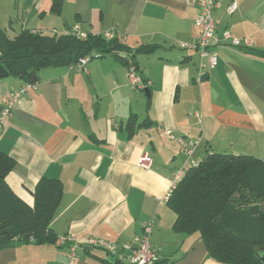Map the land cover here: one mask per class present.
Masks as SVG:
<instances>
[{"label":"crops","instance_id":"crops-1","mask_svg":"<svg viewBox=\"0 0 264 264\" xmlns=\"http://www.w3.org/2000/svg\"><path fill=\"white\" fill-rule=\"evenodd\" d=\"M54 1L0 0V30L13 39L21 30L59 36L78 26L115 39L131 52L117 54L123 59L156 46L135 54L134 72L149 86L131 87L129 67L108 55L81 69L40 70L0 129V152L15 161L6 184L31 207L37 180L61 183L50 221L58 238L133 245L148 224L163 264H221L206 256L198 234L173 232L165 197L184 160L177 138L199 143L196 162L227 154L264 163V0H213L216 38L228 32L241 46H213L210 71L199 70L196 51L178 47L198 40L199 0H60L59 14L51 13ZM25 85L2 79L0 105ZM144 154L148 169L136 164ZM103 257L86 246L71 256L59 244L0 250V264H102Z\"/></svg>","mask_w":264,"mask_h":264},{"label":"trees","instance_id":"trees-1","mask_svg":"<svg viewBox=\"0 0 264 264\" xmlns=\"http://www.w3.org/2000/svg\"><path fill=\"white\" fill-rule=\"evenodd\" d=\"M61 1L55 0L51 13L59 14ZM156 46L138 47L128 58L118 53L131 52L115 39L87 34L84 39L70 33L42 34L21 30L9 39L0 30V81L9 77L34 84L40 70L75 67L85 57L111 56L137 69L135 54H151ZM130 122V123H129ZM127 128L135 122L130 117ZM15 161L0 152V250L19 244H56L50 228L51 218L62 197L57 180L41 178L33 191L30 207L6 184ZM166 204L175 220L173 232L198 234L206 256L223 264H263L264 248V163L250 156L209 154L198 161L171 192ZM102 264H122L113 258Z\"/></svg>","mask_w":264,"mask_h":264},{"label":"built area","instance_id":"built-area-1","mask_svg":"<svg viewBox=\"0 0 264 264\" xmlns=\"http://www.w3.org/2000/svg\"><path fill=\"white\" fill-rule=\"evenodd\" d=\"M198 5L200 7V13L195 19V26L199 30L198 40L195 43H181L178 47L182 50L196 51L201 61L199 64V70L210 71L215 69L218 60V58H216L217 54L212 50L213 46H218L221 42H223L224 46L239 47L241 46V41L232 37L228 32L223 33L222 41H219V39L215 36V21L213 20V13L216 8V4L213 0H199ZM234 5L235 4L229 5L227 9L229 14L235 11L236 7ZM69 33L80 39H84L86 36L79 30L78 26H74ZM243 42V44L248 45L247 40H244ZM89 61L90 58L85 57L77 62L75 68L81 69ZM127 75L132 85L131 87H134V89L144 90L148 88L147 86H149V83L144 82L138 74H135L134 71H130ZM34 85L35 84H27L20 91L13 92L10 97L0 105V129L6 118L11 116L14 104L19 101L20 97L26 90L33 88ZM176 141L181 147L180 149L182 150L184 160L182 161V166L175 170L172 174L173 180L170 191L165 197L166 201L170 197L174 187L185 177V174L191 168H195L198 165V162L194 161L193 155L196 150L195 148L198 147L199 143L188 142L183 138H177ZM149 163H151V160L146 154H144L138 159L136 164L140 168L148 169L150 167ZM150 227L151 225L148 224H145L142 227V235L133 245H118L114 242H105L91 238L77 240L72 236L59 237L56 244L62 246L68 245L71 256L74 255L78 246H86L90 248H98L102 251L105 257H107V259L113 258L122 264H163L150 244L149 239L152 230Z\"/></svg>","mask_w":264,"mask_h":264},{"label":"water","instance_id":"water-1","mask_svg":"<svg viewBox=\"0 0 264 264\" xmlns=\"http://www.w3.org/2000/svg\"><path fill=\"white\" fill-rule=\"evenodd\" d=\"M204 78H206V75L201 76V80H203ZM145 93H147V90H145ZM260 262L264 263V248L261 250Z\"/></svg>","mask_w":264,"mask_h":264}]
</instances>
